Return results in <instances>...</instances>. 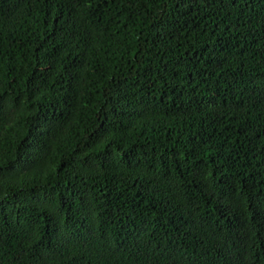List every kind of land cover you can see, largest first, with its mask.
Here are the masks:
<instances>
[{"label":"trees","instance_id":"trees-1","mask_svg":"<svg viewBox=\"0 0 264 264\" xmlns=\"http://www.w3.org/2000/svg\"><path fill=\"white\" fill-rule=\"evenodd\" d=\"M0 264H264V0H0Z\"/></svg>","mask_w":264,"mask_h":264}]
</instances>
